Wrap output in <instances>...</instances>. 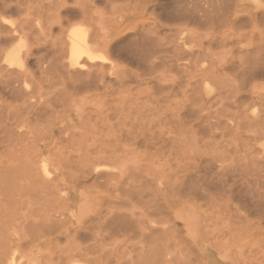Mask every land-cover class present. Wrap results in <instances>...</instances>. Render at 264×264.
Instances as JSON below:
<instances>
[{
    "label": "rangeland",
    "instance_id": "374dc122",
    "mask_svg": "<svg viewBox=\"0 0 264 264\" xmlns=\"http://www.w3.org/2000/svg\"><path fill=\"white\" fill-rule=\"evenodd\" d=\"M15 1L0 0V6L4 2L6 5L14 7ZM33 1L35 2V0ZM139 1L141 2L140 5L134 7L136 2ZM181 1L184 0H176V2L175 0H159L155 5H147L142 0H132V6L125 7V4L128 3L127 0H113L111 5L106 7V16L100 15L104 5L102 3L96 4L93 9L95 19L104 28L100 26L102 34L103 31L105 32V41L114 48L108 54V67L110 69H108L107 73L109 74V79L105 90L99 84L98 88L82 92L77 98L81 99L84 97L86 103L84 109L92 111L108 109L112 118L119 104L124 101L128 105L132 100L134 103L132 109L129 110L127 107V130L132 129V132L125 136L120 147H116L115 161L113 164L111 163L110 169L114 176H110L111 178L106 177L107 179L103 178L99 182H94L93 179L84 180L81 178L76 164L71 163L72 166H65L59 181L64 189L69 192L73 211H78L83 205L90 207L94 212L101 211L104 214L119 211L129 215L133 212L135 217L132 220V226L142 228L147 221L145 218H140L141 213L151 208L155 209L158 214L154 219L157 221L159 237L161 235L158 239L159 248L162 250L159 251V260L161 261L158 260L159 264H172V260L174 262L177 260V264H188L190 261L191 264H264V169L261 168H264V136L261 135L262 130L258 129L259 127L264 129V104L257 100H264V0H243L240 6L237 7L238 12L236 14H234L236 7H232L227 15L219 16L221 18L218 17L213 20L201 21L203 23L194 20L190 24L187 22L173 23L170 22L173 20L164 19L163 14L165 12L172 10L171 12L174 13V11H178L181 4L182 6L186 4V2L180 3ZM185 1L189 2L187 3L189 4L187 5L188 7L192 6L190 0ZM200 1L202 0H196L197 3ZM32 11L33 8L31 11L26 12H23V10L12 13L6 12L0 17L3 16L7 27H14L21 23L24 17L31 20L34 18L35 20V12L33 13ZM28 14L30 15L28 16ZM235 18L237 19L235 20ZM187 24L188 26L186 27ZM182 26L186 27L185 33L191 37V41L193 39L190 47L194 48L195 52L200 50L201 53L194 56L196 59L198 58L199 63L195 58H192L194 60L192 62H197V65L195 64L196 70L189 69V72L192 73H186L184 70V72L180 71L182 68L178 66L182 63L170 61L172 56L169 59L155 61L157 67L154 69L147 68V66L138 61L140 58L138 54L142 51L141 49L146 47L147 43H145L146 38L144 36L145 46H140L142 37L136 35L137 31L141 32L143 28L156 27L161 37L171 34L174 40L178 35L177 28ZM57 35L58 31L55 30L54 36ZM202 56H204V60ZM200 59L201 62L199 61ZM151 60L154 61L150 59V62ZM185 64H188V62H185ZM207 64L208 67H206ZM211 66L217 69V76L221 79L219 82L207 76L209 78V80L206 78L207 84L197 83L196 85V79L193 78L192 80L189 78L196 74V71L209 70ZM177 67L179 69H176ZM174 82H176L175 85L177 86L175 90H172L169 87H172ZM217 84L221 85L220 87L224 85L222 92L226 95L234 93L235 96H241L242 111L246 110L245 113L247 114L248 112L250 116H252L254 111V116L258 117L260 122H252L250 119L237 117L241 122L235 123L233 119L236 118L230 116L234 112L233 109L224 106L226 108V110L224 108V113H230L225 115L223 110H221L223 108H221L222 105L215 101L211 103L215 102V106L218 104L220 105L218 109L221 108L218 110L216 106V112L218 111L219 114L224 115L223 117L216 114L214 116V104L210 102L208 104L206 101H202V98L206 97L210 92H212L210 95H214L219 87ZM137 90L140 92V96H137L139 95ZM183 90H185L184 94L182 93ZM164 91L169 92V94L164 93ZM179 91H181V94H179ZM146 101H155L153 106L158 101V110H167V114L165 113L163 118L155 119L154 122L149 124L148 107L144 105H149L150 107L151 105L146 103ZM178 101L180 103L184 101L185 105H187V117L181 123L176 122V119L171 117V114L175 112V107L177 111L181 110ZM166 106H168V109L165 108ZM202 106L204 107L201 110ZM260 107H263V109ZM210 108L213 110H210ZM205 109H208V115L207 112L203 113ZM196 110L200 114L196 115L198 113L195 112ZM227 110L229 111L227 112ZM188 114H191V116ZM229 117L232 119L230 120ZM169 118H173V120ZM205 118H210L208 122L209 124L211 123V126L207 120L202 121ZM238 123H241V125H238ZM259 123H261L260 126ZM141 126L144 128H141ZM180 126L183 127L184 134L174 135L173 131L179 129ZM199 126H201V129ZM137 127H140V129ZM161 127L163 128L162 135L159 133ZM77 128L78 125H76L75 129ZM45 130H41L40 136L45 134L42 148L46 157H51V154L56 149H64V153L70 159L77 157L76 152H72L71 145L67 143L66 134H63L64 137L62 133L59 136V132L49 135ZM135 130L137 131L135 132ZM229 131L234 134L231 135ZM235 134L237 135L235 136ZM180 144H184L183 147ZM242 145L244 148H242ZM184 146L188 150H185ZM192 147L195 150L193 152L190 150ZM183 148L184 152L186 151L185 155ZM247 149L252 151H246ZM180 151L182 152L180 153ZM250 156H252L251 159ZM216 160L218 164L215 163L217 162ZM249 161L250 163H248ZM224 168L226 171H224ZM236 171L238 172L236 173ZM247 173H249L247 175L249 177L245 178L246 176L243 175ZM252 177L255 179L259 177L256 179V182L259 180L257 184L253 182L255 179ZM217 181L218 184L216 183ZM253 186H255V192L253 191ZM146 187H148L147 190L145 189ZM135 188L139 191L137 190L138 192H136ZM142 188L144 189L142 190ZM135 192L138 194H134ZM132 193L134 196H132ZM141 193L143 196H138ZM137 197H140V199ZM259 199L261 200L259 201ZM148 203L149 205H147ZM227 218H230L229 230L224 228ZM163 225L166 227H163ZM139 235V232H137L132 238L128 239L129 235L121 231L112 236L106 242L108 245L105 251L94 254L97 262L95 261L92 264H128V262L130 264H149L148 261H141L140 257L137 258L138 251L142 246ZM162 235L165 238L167 236L168 240L167 238L164 239L166 242L172 241V245L170 243L166 245L164 243L165 240L160 241L163 237ZM177 239H179V242L175 241ZM176 242H178L177 245L174 244ZM178 244L181 245L180 249L177 250ZM63 245L64 242L60 243V246L63 247ZM182 245H184V248ZM172 247L175 250H172ZM40 248L37 250L45 255L49 251L45 245ZM53 249L54 247L47 255L59 256L60 252L56 250L53 252ZM181 249L182 252L185 251V255L182 254ZM170 252L173 253L171 254ZM187 253H190L192 257L190 258ZM105 254H107V258ZM175 257L178 259H175ZM57 261L54 260L50 263L43 260L42 264H55ZM76 264L86 263L78 262Z\"/></svg>",
    "mask_w": 264,
    "mask_h": 264
},
{
    "label": "bare ground",
    "instance_id": "6f19581e",
    "mask_svg": "<svg viewBox=\"0 0 264 264\" xmlns=\"http://www.w3.org/2000/svg\"><path fill=\"white\" fill-rule=\"evenodd\" d=\"M142 1L147 5H155L159 0ZM242 1L243 0H202L197 3L196 0H190L192 6L188 7L187 5L189 4L187 3L189 2L184 0L180 3L186 2V4H183V6L181 4L182 7L179 4V9L177 7L178 11L176 10V12L174 11V13H172V10H170V12H165L163 17L166 20H173L170 21L173 23L187 22L190 24L192 20L200 23L201 21L213 20L215 18L217 19L219 16L227 15L230 13L232 7H236V9H234V14H236V12H238L237 7L240 6ZM15 2L17 5L15 4L14 7L8 6L3 2L2 6H0V16L6 12H20L22 10L26 12L29 10L31 11L33 8L32 12H35V20L34 18L31 20L24 17L18 25L7 27L3 16L0 17V264H42L43 260L49 261L50 263L54 260H58L55 264H76L78 262L92 264L96 261L94 254L96 252L103 253L108 245L106 244L107 240L121 231L129 235L128 239L139 232L140 244L142 246L138 251L139 253L137 252V258L140 257L141 261H148L149 264H159V251L162 250L159 248L158 239L161 235L159 237L157 221L154 219L158 214L155 209L153 210V208H151L141 213L140 218H145L147 221L145 223L146 225L142 226V228L139 226H132V220L135 217L133 212L129 215H127L128 213L126 214L119 211H112L104 214L101 211L94 212L90 207L83 205L78 211H73L69 192L64 189L59 181L60 175L63 174V169L67 165L72 166L71 163L76 164L81 178L84 180L93 179L94 182H99V180L103 178L114 176L110 169L111 163L113 164L115 161L116 147H120L125 136L132 132V129L127 130V107L129 110L132 109L134 106L132 100L128 105H126L124 101L119 104L112 118L108 109H101L100 111L84 109V105L86 104L84 97L81 99L77 98L82 92L98 88L99 84L104 90L107 88L106 84L109 79L107 71L110 69L108 67V54L111 53L114 48L110 43L105 41V32L103 31L102 34L101 25L98 20L95 19V12L93 9L96 7L97 3H102L104 9L100 12V15L106 16V7L111 5L113 0H35V2L33 0H16ZM127 2L125 7L132 6V0H127ZM140 3V1L136 2L134 7H137ZM30 14H28V16ZM236 19L237 18H235V20ZM186 27L182 26L177 28L178 35L174 40L171 34L161 37L156 27H149L148 29L143 28L141 32L137 31L136 35L142 37L140 46H145V38V43H147L146 47L141 49L142 51L138 54L140 56L138 61L144 66H147V68L154 69L157 67L155 61L169 59L170 56H172V60L170 61L182 63L178 66L182 68L180 71L184 70L186 73H192L189 72V69L196 70V63L198 62V58L196 59L194 56L201 53L200 50L195 52L193 50L194 48L190 47V43H192L193 39L191 41V37L186 35ZM55 30L58 31L57 36H54ZM5 46L7 47L5 48ZM176 49L179 51L178 53L177 51L175 52ZM128 50L130 49L128 48ZM202 57L204 60V56ZM192 58H195L197 62H192L194 61ZM150 59L154 61L151 60L150 62ZM199 61L201 62V59ZM185 62H188V64H185ZM212 66L209 70L196 71V74L189 78L192 80L193 78L196 79V85L197 83L207 84L209 78L219 82L221 79L217 76V69ZM178 67L176 69H179ZM206 67H208V64ZM207 76L209 78H207ZM176 82L180 83L179 81ZM176 82L169 88L175 90L177 86L175 85ZM220 86L214 95H210L212 93L210 92V94L202 98V101H206L208 104L213 101L216 103L218 102L222 105L221 108H223L218 109L220 105L217 104V109L223 110V113L226 106L229 108L231 107L234 112L232 111L233 113L231 114L228 112L229 110H227V112L232 118L235 117L237 119H233L235 123L241 122L239 121L240 117L241 119H250L252 122H260V119L254 116V111L252 112V116H250L248 112L246 114V110L242 111L241 96H235L234 93L226 95L222 92L224 85L223 87ZM181 91H179V94H181ZM184 91L185 90L182 92L183 94L185 93ZM165 92L169 94V92L164 91V93ZM139 93L140 92H138V94ZM137 96H140V94ZM257 100H260L261 103L264 104L263 99ZM154 102L146 101V103H150L151 107L149 105H144L148 107L147 111L149 112L150 118H152H149V124L154 122L155 119L163 118L165 113L167 114V110H158V101H156V105L153 106V104H155ZM195 105L194 107H196ZM204 106L200 109L202 110ZM216 106L214 104V109ZM250 106L248 107L251 108ZM167 107L168 106L165 108L168 109ZM248 107L247 109H249ZM260 108L263 109V107ZM180 109L181 110L177 111L175 107V112L171 114V117L175 118L178 123H181L187 117V105H185L184 101L180 103ZM211 109L212 108H210V110ZM203 111V113L207 112L208 115V109ZM195 112L198 111L196 110ZM220 112L222 113V111ZM209 113L211 112L209 111ZM228 113L224 114L227 115ZM198 114L200 113L198 112L196 115ZM213 114L214 116L215 114L219 116L222 115V117L224 115L219 114L218 111L216 112V109L215 112L213 111ZM188 115L191 116V114ZM209 117L211 118L210 115ZM173 118L169 119L173 120ZM210 118L202 119V121L207 120L208 122ZM113 119L115 120L114 122ZM261 123H259V126ZM239 124L241 125V123H238V125ZM76 125H78L77 129H75ZM256 126L258 127V125ZM142 127L143 126H141V128ZM200 127L201 126H199V128ZM137 128L140 129V127ZM158 128L160 129V127ZM43 129H46L45 131L49 135L59 132L58 135L60 136V133H62L64 137L63 134H66L67 143L71 145L72 152L75 151L77 157L70 159V157H67L64 153V149H56L55 152L51 154V157H46L42 148V143L45 138L43 136L45 134L40 136L41 130ZM139 129L137 130L140 131ZM258 129L262 130L261 135L264 136V129L260 127ZM137 130H135V132ZM162 130L163 128L161 127L159 133H161ZM173 134L176 136L180 134L183 135V127L180 126L179 129L174 130ZM233 134L231 133V135ZM236 135L237 134H235V136ZM183 145L184 144H180L182 147ZM185 147L186 146H184V148ZM184 148L182 149L183 152ZM242 148H244L243 145ZM185 150H188V148H185ZM190 150L192 152L195 151L193 147ZM248 150L249 149L246 151ZM181 152L182 151H180V153ZM251 158L252 156H250V159ZM213 161L215 160L213 159ZM215 163L218 164V161ZM248 163H250V161ZM261 168L264 169L263 167ZM107 169L110 171H107ZM224 171H226L225 168ZM237 172L238 171H236V173ZM247 172L250 173L248 170ZM249 173L242 175L248 178L249 176L247 177V175ZM237 175L238 174H236V176ZM261 178L260 180H262ZM256 179L252 181L257 184L259 180L256 182ZM216 183L218 184V181ZM117 186L120 187L121 185ZM253 187V191L255 192V186ZM147 188L148 187L145 189L147 190ZM143 189L144 188H142V190ZM134 190L136 192L139 191L138 189L137 191L136 188ZM158 191H160V189H158ZM136 192L134 194H138ZM134 194L132 196H134ZM138 196L141 197L143 194L141 193ZM140 197L137 198L140 199ZM260 200L261 199H259V201ZM141 202L144 204L143 201ZM147 205H149V203ZM164 226L165 225H163V227ZM224 228L230 229V218L226 219ZM207 233L209 232L207 231ZM170 236H172V234H170ZM170 236L168 235L169 239ZM164 238L165 236H163L160 241H164L167 236L165 239ZM175 241L179 242V239ZM63 242L64 245L62 247L60 243ZM171 242H166L165 240L164 243L169 245ZM178 242L174 244L177 245ZM43 245H45L49 251H52V247H54L53 252H55V250L59 251L60 255L54 257L51 254L47 255L50 253L49 251H47L48 253L45 255L37 250L41 249L40 247ZM180 245L178 244L179 248L173 246L178 250L180 249ZM182 246L184 248V245ZM174 247H172V250H175ZM182 249L180 250L181 252ZM109 252L111 253V251ZM184 253L185 251L182 252V254ZM105 255L107 258V254ZM188 256H190V258L192 257L190 253ZM166 258L169 260L168 257ZM175 259L178 258L175 257ZM172 262L175 264L173 260ZM128 264L130 263L128 262ZM188 264H191V261Z\"/></svg>",
    "mask_w": 264,
    "mask_h": 264
}]
</instances>
